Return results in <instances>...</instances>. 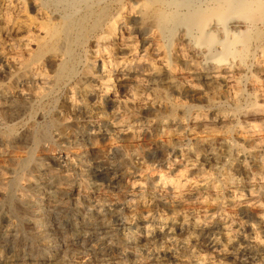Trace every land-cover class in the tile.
<instances>
[{"label": "bare ground", "instance_id": "1", "mask_svg": "<svg viewBox=\"0 0 264 264\" xmlns=\"http://www.w3.org/2000/svg\"><path fill=\"white\" fill-rule=\"evenodd\" d=\"M0 61V264H264V0H0Z\"/></svg>", "mask_w": 264, "mask_h": 264}, {"label": "rangeland", "instance_id": "2", "mask_svg": "<svg viewBox=\"0 0 264 264\" xmlns=\"http://www.w3.org/2000/svg\"><path fill=\"white\" fill-rule=\"evenodd\" d=\"M0 64H1V66H0V85L1 84H6L7 83V75L3 72V70H2V62L0 61ZM6 81V82H5ZM44 106H45V104H44ZM33 109H35V108H33ZM36 110V109H35ZM34 112V111H33ZM25 116V117H24ZM24 116L22 115V117H23V122H22V117L21 116H19V118H17V119H15L14 121H12L11 122V125H12V127L14 128V129H17V127H19V126H21L25 121H26V119H27V117H26V115L24 114ZM21 119V120H20ZM16 120H17V122H16ZM13 123V124H12ZM16 123V124H15ZM18 124H19V126H18ZM15 125H17V126H15ZM15 126V127H14ZM88 160H90V161H92L93 162V159L92 158H89ZM89 161V162H90ZM92 162H90V163H92ZM92 165V164H91ZM152 165V164H151ZM93 166V165H92ZM136 168L135 166H133V165H131L130 167H129V169L131 170V171H134L135 169L134 168ZM137 169V168H136ZM103 257V258H102ZM102 257H99L98 258V260H96V261H94L92 264H99L100 263V260L102 259V260H105L106 262H109V263H113V262H116V261H120V259L121 258H123L118 252H111V253H109V254H107V255H104V256H102ZM119 259V260H118ZM122 261H123V263L124 264H131L132 263V259L129 257H127V258H124V259H122Z\"/></svg>", "mask_w": 264, "mask_h": 264}]
</instances>
